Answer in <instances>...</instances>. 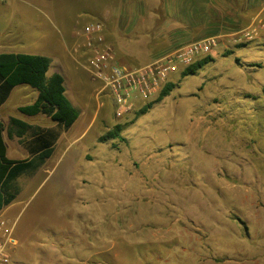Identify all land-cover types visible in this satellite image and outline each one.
Returning <instances> with one entry per match:
<instances>
[{"label": "rangeland", "instance_id": "374dc122", "mask_svg": "<svg viewBox=\"0 0 264 264\" xmlns=\"http://www.w3.org/2000/svg\"><path fill=\"white\" fill-rule=\"evenodd\" d=\"M73 1L0 0V53L47 57L46 80L61 75L78 112L67 130L19 113L38 95L28 85L0 106L4 127L13 117L58 134L0 211L17 242L9 264H264V33L240 39V25L237 36L217 38L194 75L172 73L166 97L116 118L111 92L87 71L84 38L80 50L67 49ZM202 1L169 0L176 17L157 12L160 20L124 31L138 65L217 35L202 23ZM262 7L254 0V12ZM149 30L163 46L145 48ZM116 125L119 136L107 138ZM3 137L9 159H35L23 141Z\"/></svg>", "mask_w": 264, "mask_h": 264}, {"label": "trees", "instance_id": "16d2710c", "mask_svg": "<svg viewBox=\"0 0 264 264\" xmlns=\"http://www.w3.org/2000/svg\"><path fill=\"white\" fill-rule=\"evenodd\" d=\"M210 61L208 56L196 60L181 72L183 76L194 75L197 70ZM49 59L39 55L23 53H0V106L6 101L9 92L20 85H28L38 90L35 100L18 108V112L29 117L39 114L48 116L53 122L67 130L78 118L76 109L70 106L64 97L63 78L54 73L46 80ZM173 84L166 83L157 100L166 97ZM264 92V89H262ZM149 106H146L147 109ZM146 109L143 108L142 112ZM121 127L116 125L107 134V138L119 136ZM8 139L17 138L26 144L29 152L34 155L32 160H12L7 157L3 133ZM28 138L25 141V138ZM106 138V139H107ZM58 139V134L49 129H41L29 125L19 119L10 117L8 125L0 122V211L13 202L18 195L15 184L16 179L23 173L36 168L38 160L42 163L53 151V145Z\"/></svg>", "mask_w": 264, "mask_h": 264}, {"label": "built area", "instance_id": "2783aa9c", "mask_svg": "<svg viewBox=\"0 0 264 264\" xmlns=\"http://www.w3.org/2000/svg\"><path fill=\"white\" fill-rule=\"evenodd\" d=\"M102 32L101 24L87 25L82 29L89 55L87 71L101 82L103 90L111 92L116 105V118L131 112L137 102H147L157 96L162 87L170 82L168 77L172 73L182 72L196 60L207 56L217 44L215 37L204 38L178 47L143 66L126 68L116 62ZM241 33L240 39L246 40L264 33V7ZM12 233L10 221L0 218V264L10 263V250L17 244Z\"/></svg>", "mask_w": 264, "mask_h": 264}, {"label": "crops", "instance_id": "0c3cea01", "mask_svg": "<svg viewBox=\"0 0 264 264\" xmlns=\"http://www.w3.org/2000/svg\"><path fill=\"white\" fill-rule=\"evenodd\" d=\"M168 1L169 0H74L70 9L76 20L75 24H77V32L69 31V33H66L65 40L69 45H67V49L69 53H72L71 49L77 51L80 50L81 46H84L83 44L80 46L78 45V42L83 38L85 43V37L80 28L81 22H84L82 25L83 28L87 25L101 24L103 27L102 34L104 40L112 49L116 62L126 68L138 67L140 65H138L135 58L138 52L135 54L129 50L130 44L125 43V35L123 36L121 34L130 29L133 25H148L147 20L152 18L155 19L157 17V12H161V20H163V18L171 19L176 17L178 13L175 12V9L172 8L171 2ZM210 1L212 4L215 2L214 7H211V4H209L207 0L202 1V23L215 26L214 28L217 30L218 34L212 37H215L216 39L232 38L233 35H236L240 30H244L248 27L260 11L259 9L257 12H254V0ZM165 9H172V12H174L175 15L167 11V16ZM196 18L197 14L194 13L192 16L194 21L192 22L199 23ZM160 19L158 18V20ZM96 21L97 23L94 24L93 22ZM61 23H64V21L60 22V24ZM240 25H246V27L238 30L237 28H239ZM105 27L107 30H110V33L105 31ZM144 31L147 32V28L144 27ZM149 31L150 36L147 37L145 48L150 51L153 50V48L157 49L163 46L165 41L163 36L158 38L159 40H162L163 38V43H156V37L151 35L152 30ZM155 44H158V46L154 47ZM126 47L128 50H126ZM79 54L80 55L77 57L81 58L83 54ZM65 65L66 63L64 64V62H62V68L65 67Z\"/></svg>", "mask_w": 264, "mask_h": 264}]
</instances>
